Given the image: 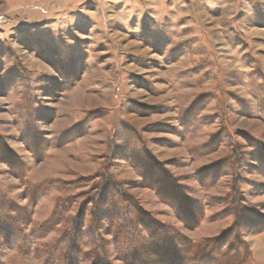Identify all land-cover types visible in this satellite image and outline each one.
Masks as SVG:
<instances>
[{
    "label": "rangeland",
    "instance_id": "374dc122",
    "mask_svg": "<svg viewBox=\"0 0 264 264\" xmlns=\"http://www.w3.org/2000/svg\"><path fill=\"white\" fill-rule=\"evenodd\" d=\"M178 258L264 264V0H0V264Z\"/></svg>",
    "mask_w": 264,
    "mask_h": 264
},
{
    "label": "trees",
    "instance_id": "16d2710c",
    "mask_svg": "<svg viewBox=\"0 0 264 264\" xmlns=\"http://www.w3.org/2000/svg\"><path fill=\"white\" fill-rule=\"evenodd\" d=\"M222 241H225L224 237L223 238H218L216 240L209 241L206 244L199 245V246H196L194 244H189L188 242L187 243L184 242V246L185 245H187V246L189 245V247H191V248H193L195 250V252L193 251V254L195 256V261H197L196 257L200 256V254L202 253L204 255L205 260H207L209 263H211V262L214 263V262H217L215 256L213 257L214 254L216 255L217 253H220L222 255H225L226 257L229 256L228 250L224 248L225 245L222 243ZM217 242L219 243V245H218L217 248H215V246H213V243L215 244ZM209 248H210V250H209ZM176 250L178 251L179 249L174 248V251H173L174 254H175ZM203 255L201 256L202 258H203ZM168 258H169L168 253H166V251H165L163 256H162V259H168ZM178 259H179L178 263L181 262L180 264H182L183 263V259L182 258H178ZM199 260H200V258H199Z\"/></svg>",
    "mask_w": 264,
    "mask_h": 264
},
{
    "label": "crops",
    "instance_id": "0c3cea01",
    "mask_svg": "<svg viewBox=\"0 0 264 264\" xmlns=\"http://www.w3.org/2000/svg\"><path fill=\"white\" fill-rule=\"evenodd\" d=\"M264 260V259H263ZM258 264H260V262L258 261Z\"/></svg>",
    "mask_w": 264,
    "mask_h": 264
}]
</instances>
